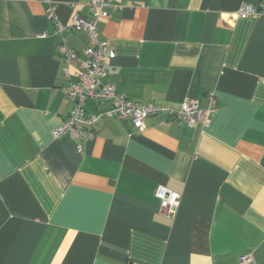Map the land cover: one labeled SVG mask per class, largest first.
Returning a JSON list of instances; mask_svg holds the SVG:
<instances>
[{
  "label": "crops",
  "instance_id": "crops-1",
  "mask_svg": "<svg viewBox=\"0 0 264 264\" xmlns=\"http://www.w3.org/2000/svg\"><path fill=\"white\" fill-rule=\"evenodd\" d=\"M261 1L113 0L103 84L176 112L213 93L215 115L205 129L105 119L77 143L53 137L79 73L60 46L81 54L87 38L55 22L92 0H0V264L264 263V15L236 17ZM160 187L182 195L175 218Z\"/></svg>",
  "mask_w": 264,
  "mask_h": 264
},
{
  "label": "built area",
  "instance_id": "built-area-1",
  "mask_svg": "<svg viewBox=\"0 0 264 264\" xmlns=\"http://www.w3.org/2000/svg\"><path fill=\"white\" fill-rule=\"evenodd\" d=\"M44 2L50 3V0H44ZM122 9L115 5L113 0H92L89 17L76 14L68 26L55 22L57 32L64 33L69 30L83 32L88 44L81 54L68 50L65 44L60 46V53L66 63L75 61L78 64L79 73L77 74L78 83L66 89V95L73 104V108L67 120L53 132L55 140L68 137L77 143L90 142L95 138V127L105 119L128 120L138 131L145 129L148 118L159 114L177 115L189 128L201 126L205 129L211 125L215 115V94L213 93L210 96L211 102L208 109H201L196 100H188L181 106V110L176 112L164 105L133 102L118 94L115 87L103 84V80L108 75L105 68L106 62L114 57V53L109 43L100 39L98 24L101 19L109 18L111 11ZM260 15H264V0L258 6L244 4L236 17L247 19ZM65 75L69 78L68 70H65ZM105 103L110 104L106 112L93 114L88 111L89 105L96 107ZM156 196L161 201L162 214L168 218H175L181 205L182 195L160 187ZM240 264L257 263L249 256H242Z\"/></svg>",
  "mask_w": 264,
  "mask_h": 264
}]
</instances>
